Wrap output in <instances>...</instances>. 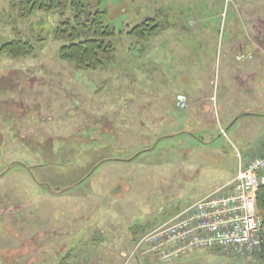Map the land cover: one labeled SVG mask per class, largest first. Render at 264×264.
I'll use <instances>...</instances> for the list:
<instances>
[{
	"label": "rangeland",
	"instance_id": "1",
	"mask_svg": "<svg viewBox=\"0 0 264 264\" xmlns=\"http://www.w3.org/2000/svg\"><path fill=\"white\" fill-rule=\"evenodd\" d=\"M11 1L0 0V44L18 37L34 51L0 55V230L19 231L3 236L18 246L4 252L7 263L29 262L37 244L57 259L66 254L65 264H262L215 249L167 262L134 251L148 225L203 199L215 189V173L237 165L234 141L231 155L208 151L230 146L215 124L201 132L175 122L185 111L174 97L191 67L198 74L190 81L209 89L210 78L216 99L225 54H248L229 43L255 31L238 20V0H99L115 29V56L96 70L58 55L63 42L53 32L69 7L20 18ZM154 16L171 27L149 40L128 34ZM194 137H204L207 148L194 146ZM44 237L47 249L38 244Z\"/></svg>",
	"mask_w": 264,
	"mask_h": 264
},
{
	"label": "crops",
	"instance_id": "2",
	"mask_svg": "<svg viewBox=\"0 0 264 264\" xmlns=\"http://www.w3.org/2000/svg\"><path fill=\"white\" fill-rule=\"evenodd\" d=\"M235 7L238 13L237 18L241 21V25L255 31L251 33L253 37L248 40H246L248 37L242 36L229 41L231 49L233 51L247 49V52L251 53L252 57L237 61L234 58V52L232 56L225 54L222 60L220 90L214 101L211 100L213 95L210 89L211 79L209 78L207 81L209 89L204 87V83H202L203 87L197 85L196 82L193 83L190 78L196 79L198 73L191 67L186 71L189 80L185 81V90L175 93V95L182 93L187 97V106L180 110L185 112L176 117V123L180 124V122L189 121L193 125H198V130L201 132L207 131V128L214 124L218 131L219 127L224 128L227 134L224 139L230 146L222 148L209 146L208 151L213 155H231L230 148L233 144L232 141H234L239 152L238 162L235 167L233 161V168H230L228 173H215V189L210 193L217 190L220 192L223 190L226 193L232 192L233 187L230 182L233 180L238 168L244 167L246 161L251 157L264 153V119L260 118L264 117V50H259V45L264 44V0H238ZM201 88L204 89L201 90ZM232 103L238 107H235L227 114V108ZM235 114L236 116L234 117ZM243 116H247V120L239 124L237 121ZM112 133L114 134V131ZM160 135H164L163 137L167 136L163 132ZM193 142H196L194 146L200 144L207 148L205 147L204 137H194ZM241 152H243L244 157ZM13 231H15V236L17 232L19 233L15 229L0 230V264H8V256L5 253L12 252L13 248L18 247L17 244L9 243L7 237H3L4 235L11 236ZM37 236L43 237L44 234H40L38 231ZM44 238L47 239L46 237ZM48 241L49 239L45 242L39 240L38 244L41 248L47 249L45 243ZM37 246V244L34 246L35 251H32L31 255H29V262L26 261L24 264L32 262L52 264L51 260H56V263L53 264H58L60 260L66 257V254H64L58 260L56 257L58 254L51 256L49 249L46 251L39 250ZM122 255L125 256V254ZM13 256L11 255L9 258Z\"/></svg>",
	"mask_w": 264,
	"mask_h": 264
},
{
	"label": "built area",
	"instance_id": "3",
	"mask_svg": "<svg viewBox=\"0 0 264 264\" xmlns=\"http://www.w3.org/2000/svg\"><path fill=\"white\" fill-rule=\"evenodd\" d=\"M243 57L237 54L235 58ZM175 103L184 108L186 96L177 94ZM231 184L232 192L214 191L144 233L134 251L141 249V255L154 254L168 261L191 249L218 248L233 258L258 259L263 224L256 213L254 193L264 184V153L239 167Z\"/></svg>",
	"mask_w": 264,
	"mask_h": 264
},
{
	"label": "trees",
	"instance_id": "4",
	"mask_svg": "<svg viewBox=\"0 0 264 264\" xmlns=\"http://www.w3.org/2000/svg\"><path fill=\"white\" fill-rule=\"evenodd\" d=\"M11 5L17 10L20 18L29 17L35 10H59L62 14L69 7L71 15L59 21L53 37L63 42L58 49L59 57L72 61L76 68L96 70L114 59L115 47L112 37L115 35V29L105 24V11L100 7L99 0H12ZM169 27L168 22H157L154 16L133 25L128 34L135 39L149 40ZM33 51L34 46L30 41L18 37L0 44V55L10 58L28 56ZM254 197L256 213L263 224L260 262L264 264V184L257 187ZM156 225H148L145 231ZM64 262L65 260L58 264H65Z\"/></svg>",
	"mask_w": 264,
	"mask_h": 264
},
{
	"label": "flooded vegetation",
	"instance_id": "5",
	"mask_svg": "<svg viewBox=\"0 0 264 264\" xmlns=\"http://www.w3.org/2000/svg\"><path fill=\"white\" fill-rule=\"evenodd\" d=\"M110 131L112 130V129H109ZM215 250H217V252H219L220 254H222V255H224L223 253H222V251L221 250H219V249H215ZM184 256V255H183ZM182 256H177V257H175V258H181ZM222 264H243V263H238V262H236V260H234V259H225L223 262H222Z\"/></svg>",
	"mask_w": 264,
	"mask_h": 264
},
{
	"label": "water",
	"instance_id": "6",
	"mask_svg": "<svg viewBox=\"0 0 264 264\" xmlns=\"http://www.w3.org/2000/svg\"><path fill=\"white\" fill-rule=\"evenodd\" d=\"M225 130V129H224Z\"/></svg>",
	"mask_w": 264,
	"mask_h": 264
}]
</instances>
